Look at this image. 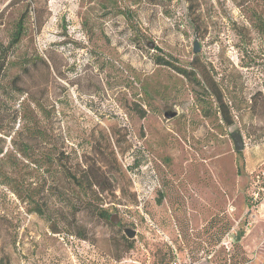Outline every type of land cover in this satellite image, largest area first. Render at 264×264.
<instances>
[{
	"label": "rangeland",
	"instance_id": "374dc122",
	"mask_svg": "<svg viewBox=\"0 0 264 264\" xmlns=\"http://www.w3.org/2000/svg\"><path fill=\"white\" fill-rule=\"evenodd\" d=\"M38 5L0 70V264H263L264 0Z\"/></svg>",
	"mask_w": 264,
	"mask_h": 264
},
{
	"label": "trees",
	"instance_id": "16d2710c",
	"mask_svg": "<svg viewBox=\"0 0 264 264\" xmlns=\"http://www.w3.org/2000/svg\"><path fill=\"white\" fill-rule=\"evenodd\" d=\"M19 0H11L9 4H12L14 2H17ZM30 4H33L34 6L31 7ZM38 0H29V4H27L26 8L24 9V11L21 13V15L19 16V18L13 23V28L12 31L10 33L9 39L7 41L6 44H3L2 42H0V53H2V56H0V70L2 71H6V69L13 63L11 61H9L8 59V54H10L14 48L20 43V41L22 40L25 31H26V21L30 15V11L32 10L34 12V19H35V23L37 26V29H40L44 22L41 20V14L39 12V7H38ZM261 29L263 28V24L261 23ZM36 57V56H35ZM35 59H38L37 57ZM35 59L33 60V62L35 61ZM41 59V58H39ZM29 61H27L28 63ZM162 64H168L169 62H161ZM25 67V66H24ZM218 108L220 110L221 116L224 119V121L227 124H231V120L230 118L227 117V113L225 110V105L223 103H219ZM35 132H40V131H35ZM28 145L25 144V150L28 149ZM2 152V149L0 148V153ZM97 170V169H95ZM92 176L90 175L89 171L86 169L84 172V176H83V182L84 184H88V185H99L100 186V181L102 183L106 182V177H105V173L99 171L98 173H92ZM82 181L77 180V185L80 186L81 184H83ZM87 182H90L87 183ZM81 183V184H80ZM39 211H43L42 208H37ZM98 214H100L103 218H105L106 220H110V215L109 212L107 211V209L105 208H98L97 209ZM112 222V221H111ZM117 225L119 226V223H117ZM264 264V261H263Z\"/></svg>",
	"mask_w": 264,
	"mask_h": 264
},
{
	"label": "water",
	"instance_id": "95a60500",
	"mask_svg": "<svg viewBox=\"0 0 264 264\" xmlns=\"http://www.w3.org/2000/svg\"><path fill=\"white\" fill-rule=\"evenodd\" d=\"M199 50V46L197 44V42L195 41L194 42V45H193V51L194 52H197ZM232 138H233V143H234V148L235 150H242L243 148V140H242V137H241V134L238 132V131H235L231 134ZM110 220L113 222V223H118V219L115 215H112L110 216ZM123 232L124 234L128 237V238H132L136 231L132 228H129V227H124L123 228Z\"/></svg>",
	"mask_w": 264,
	"mask_h": 264
},
{
	"label": "flooded vegetation",
	"instance_id": "af4514ba",
	"mask_svg": "<svg viewBox=\"0 0 264 264\" xmlns=\"http://www.w3.org/2000/svg\"><path fill=\"white\" fill-rule=\"evenodd\" d=\"M255 24V29L257 31V33H260L261 36L263 37V40H264V29H261V23L263 24V28H264V14H256V16H254V22Z\"/></svg>",
	"mask_w": 264,
	"mask_h": 264
}]
</instances>
